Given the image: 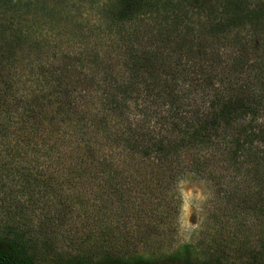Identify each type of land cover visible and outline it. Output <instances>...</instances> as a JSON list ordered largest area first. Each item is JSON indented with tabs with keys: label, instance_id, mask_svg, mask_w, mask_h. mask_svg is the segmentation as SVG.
Here are the masks:
<instances>
[{
	"label": "rangeland",
	"instance_id": "1",
	"mask_svg": "<svg viewBox=\"0 0 264 264\" xmlns=\"http://www.w3.org/2000/svg\"><path fill=\"white\" fill-rule=\"evenodd\" d=\"M38 1L45 10L40 16L49 22L44 26L46 36L42 37V45L45 43L47 45L42 50L43 57L48 62L46 65L62 66L64 61L58 60L61 53L70 57L68 60L70 62L72 58L77 60L80 54L87 56L88 53L96 54L99 51L104 64L116 65V74L115 79L110 82V93L94 94L93 99L86 97L91 93V87H84V84L82 92H72L73 87L68 85V90L60 97L63 103L71 102L66 103L64 109L61 107L59 111L64 117L65 113L70 114L68 111L71 110L73 122L69 120L64 124L56 122V132L52 131L53 128L50 126L45 128L43 136L48 142L42 140V135L31 138L28 142H21L17 135L12 136L7 132L6 142L18 143L25 149L22 152L23 155L26 154L25 158H32L31 151L36 146L34 144L40 145L44 141L50 145L54 142V149L48 156L55 164L39 165L44 166L46 178H53L49 187L42 186L39 189L44 190L45 209L42 210V201L34 204L28 213L33 218L32 224L22 225L14 235L21 241L23 239L27 247L35 253L36 263L67 264L68 260L75 257L97 261L104 256L122 258L143 256L157 260L155 264H176L169 259L170 256L179 253L185 257L187 247H190L192 264H264V210H261L264 209V197L262 203L257 201L259 187L262 188L264 183L256 184L251 172L255 169L253 164L242 163L243 165L231 168L230 162L207 163V149L200 153L196 150L200 160L204 161L203 169L192 167L189 164L190 155L187 153H183L179 160L175 154L162 157L163 160L152 151L151 156L146 158L140 154L136 155L129 147L134 146V143L128 145L123 139L129 136L130 129H137L139 122L144 121L146 116H149V119L144 122L145 131L150 133V130L154 140L164 137L163 130L171 127L169 123L158 124L161 116L167 115L168 107L166 96L160 99L154 97V94L159 92L155 91L152 94L140 92L137 103L131 101V107L125 112V116L119 115L109 107L103 109L107 103L105 98L119 99L118 84L125 81L128 83V80L137 73L136 70L130 72L122 67V60L121 63L120 59L118 60L120 52L115 55L106 52L109 49L107 41L115 44L116 40L124 42L129 34L142 36L138 47L143 48L142 45H146L145 48L154 51L159 59H164L161 46L156 44L154 47L148 37V33L155 34L153 30L159 26L160 18L148 14L137 16L129 22L113 19L110 5L115 7L116 0ZM182 5L189 9L191 16H194L193 28L197 30L199 26L197 9L193 4L189 7L187 4ZM206 24L209 25V21H206ZM35 29L36 27H33L34 31ZM236 35L238 30L232 29L227 39L230 44L221 51L220 61L215 64L212 72L214 82L211 84L224 97H229L232 86L229 84H233L235 77L239 79V84H248L247 89H241L240 93L249 96L259 95L264 100L261 82L264 78L260 77L259 69L255 66L263 57L261 55H264V31L256 33L252 30L243 37L239 36L244 41L243 45L246 42L251 43L244 53L239 51L238 46L233 47L230 41ZM214 52L206 50L205 65L210 64L208 61H215ZM241 57L254 62L250 64L252 69L249 72L235 71V76L231 78L229 75L235 67V58ZM116 61L120 65H117ZM83 66H78V70L83 72L90 70L96 81H103L102 71L98 72L91 67H88V70ZM245 72L246 75H243ZM120 77L121 81H116ZM183 82L179 81V84L182 85ZM94 86V90L105 89L104 84ZM183 86L182 88L188 87L189 82H185ZM233 86L236 88L237 84ZM200 94L196 93L191 100L199 104ZM184 99L189 103L187 106H191L192 101L185 97ZM59 111L52 112L53 118ZM186 115L189 118L192 115L191 111ZM191 119L192 117L189 120ZM245 121L248 123L250 119L246 117ZM78 123H81L80 131ZM160 139L162 138L158 140ZM164 143L167 144L165 139ZM87 147H90L91 151L93 147L92 153L86 151ZM2 148L3 146L0 151ZM223 153L225 156L229 155L224 150ZM81 158L83 162L80 161ZM22 159L23 157H20L18 161ZM41 159L47 160L46 157ZM35 163L36 161L30 162L31 171L32 167L36 166ZM210 172L214 173L213 177H210ZM68 173L83 177V183L75 188L73 183L67 181ZM260 173H263V170H258V174ZM18 180L11 181L10 187L16 190L14 183L18 184ZM52 180L56 184H52ZM181 181L185 182L183 185L185 190L193 192L198 190L208 197L202 205V211L193 208L192 223H197L201 219L202 223L200 229L192 233L191 239L187 242L177 231V217L182 203L179 198ZM117 188L119 191H115ZM18 199L22 200L20 197ZM32 201L35 202L34 198ZM1 202L0 200V204ZM3 218L4 215L0 212V219ZM49 219L53 223H49ZM5 228H7L5 225H0V239L9 235ZM4 245L6 242L0 241V247Z\"/></svg>",
	"mask_w": 264,
	"mask_h": 264
},
{
	"label": "trees",
	"instance_id": "2",
	"mask_svg": "<svg viewBox=\"0 0 264 264\" xmlns=\"http://www.w3.org/2000/svg\"><path fill=\"white\" fill-rule=\"evenodd\" d=\"M195 1L198 3L194 4ZM182 4H187L188 7L193 4L197 9L199 16L197 30L193 28L194 16H191L189 9ZM110 7H112L110 13L112 18L123 22L148 14L160 18L159 26L153 30L155 34L148 33V37L154 47L158 44L164 51V59H159L154 51L145 48L146 45L141 44L144 50L138 47L142 36L131 34L126 36L124 42L116 40L113 44L107 41L109 49L106 52L110 55L120 52L118 60L120 59V63L122 60V67L130 72L136 70L137 73L128 80V83L125 81L118 84L119 99L105 98L107 103L104 104L103 109L109 107L119 115L125 116L132 102L137 103L138 94L143 91L147 94L159 92L154 94L155 98L166 96L168 100L167 115H162L158 123L171 125L163 130L165 138L158 137L154 140L152 132L145 131L144 122L149 119V116L145 115L144 121L139 122L137 129H130L129 136L123 141L128 145L134 143V146L129 147L136 155L140 154L144 158L151 156V151L160 159L175 154L177 160L183 153H187L191 158L189 164L196 169H203L205 165L196 150L200 153L203 149H207V163L230 162L231 168L238 167L242 163L253 164L255 169L251 172L256 184L264 183V100L259 95L249 96L240 93L241 89H247L248 84H239V79L233 77L235 71H251L250 64L254 62L244 60L242 57L235 58V67L229 75L233 77V84H229L232 85L229 97H224L211 84L214 82L212 72L220 61L221 51L230 44L227 39L231 30H238V35L230 41L233 47H239V51L243 53L249 49L251 43L246 42L243 45L244 41L241 38L252 30L256 33L264 31V0H216L215 2L116 0L115 7L112 4ZM42 11L45 10L38 0H0V148L3 146L0 151V200L2 201L0 212L4 215V218L0 219V225H5L9 234L8 237L0 239L6 242V245L0 247V264H37L35 253L27 247L23 239L21 241L14 235L22 225L32 224L33 218L28 213L34 204L42 201V210L45 209L44 190L39 189L42 186L49 187L53 178H46L44 166L39 167V165L44 163L53 165L55 162H52L53 159L48 156L54 149V142L50 145L44 142L47 140L43 136V130L50 126L53 128L52 131L56 132V122L57 124L61 122L64 124L67 120L73 122L71 110L68 112L72 115L65 113L64 117L61 116L60 108L64 109V105L71 101L63 103L60 95L68 90V85L73 87L72 92H82L84 84V87L92 88L91 93L86 95L87 98L93 99L94 94L110 93V82L115 79L116 74V65L104 64L99 51L96 54L88 53L87 56L80 54L77 60L72 58L70 62L68 61L70 57L61 53L58 60L64 61L62 66L46 65L48 62L42 53L46 43L42 45V37L46 36L44 26L49 22L40 16ZM107 11L109 12L108 8ZM206 21H209V25ZM33 27H36L35 31ZM146 42L148 43L147 40ZM206 50L212 53L215 50V61H208L209 65L204 63ZM261 56L263 57L255 63V66L259 69L260 77L264 78V55ZM120 63L117 62V65ZM81 65L91 67L98 72L102 71L105 83L102 80L96 81L89 68L88 72L79 71L77 67ZM246 72L243 75H246ZM116 81H121V77ZM179 81L183 84H179ZM185 82H189V86L182 88ZM261 82L264 88V80ZM235 83L236 88L233 86ZM101 84H104L105 89L94 90V85L101 86ZM196 93H201L199 104L191 100ZM184 97L192 101L191 106H187L189 103ZM51 109L55 112L59 111L55 113V118L53 111L50 112ZM190 111L192 115L188 118L186 114ZM191 117L192 121L189 120ZM246 117L250 119L248 123L245 121ZM78 127L80 131L81 123H78ZM7 132L12 136L17 135L21 142H28L38 135H42L44 141L40 145L34 144L36 146L32 148L31 159L25 158L26 154H22L25 149L18 143L6 142ZM159 138L162 139L158 140ZM164 139L167 144L164 143ZM223 150L229 155L225 156ZM86 151L90 152L91 148L87 147ZM215 156L219 158H214ZM20 157L23 159L19 162ZM41 157H46L47 160ZM34 161L36 166L32 167L31 171L30 162ZM80 161L84 160L81 158ZM258 170H263V173L258 174ZM213 174L210 172V177H213ZM67 176V181L73 183L75 188L83 183L84 178L77 174L68 173ZM15 179H20L18 184L14 183L16 190L10 187L11 181H16ZM52 184L56 183L52 180ZM115 191H119L118 188ZM258 193L257 201L262 203L264 185L262 188L259 187ZM33 198L35 202L32 201ZM49 223L53 222L49 219ZM189 251L190 247H187L185 257L175 253L169 259L176 264H192ZM155 263L157 260L143 256L137 258L104 256L97 261L75 257L67 262V264Z\"/></svg>",
	"mask_w": 264,
	"mask_h": 264
},
{
	"label": "clouds",
	"instance_id": "3",
	"mask_svg": "<svg viewBox=\"0 0 264 264\" xmlns=\"http://www.w3.org/2000/svg\"><path fill=\"white\" fill-rule=\"evenodd\" d=\"M184 181L180 182V196L182 203L177 217L178 235L183 237L185 242L191 239L192 233L196 232L201 227L202 219L197 223H192L193 208L197 211H202V205L207 201L208 197L201 191L185 190Z\"/></svg>",
	"mask_w": 264,
	"mask_h": 264
}]
</instances>
